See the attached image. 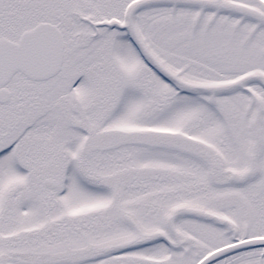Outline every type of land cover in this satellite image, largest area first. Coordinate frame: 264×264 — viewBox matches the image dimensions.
Listing matches in <instances>:
<instances>
[{"label": "snow or ice", "instance_id": "6c2138e0", "mask_svg": "<svg viewBox=\"0 0 264 264\" xmlns=\"http://www.w3.org/2000/svg\"><path fill=\"white\" fill-rule=\"evenodd\" d=\"M0 264H264V0H0Z\"/></svg>", "mask_w": 264, "mask_h": 264}]
</instances>
